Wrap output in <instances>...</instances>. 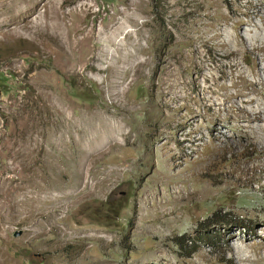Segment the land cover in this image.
Wrapping results in <instances>:
<instances>
[{
    "label": "rangeland",
    "instance_id": "1",
    "mask_svg": "<svg viewBox=\"0 0 264 264\" xmlns=\"http://www.w3.org/2000/svg\"><path fill=\"white\" fill-rule=\"evenodd\" d=\"M258 3L0 0V264H225L264 248V99L249 84L264 52L220 70V50L196 58L184 41L214 8L244 37ZM168 66L187 99H167ZM210 70L211 102L196 91ZM239 91L260 117L228 118L234 100L254 109L242 97L227 118L210 105Z\"/></svg>",
    "mask_w": 264,
    "mask_h": 264
},
{
    "label": "bare ground",
    "instance_id": "2",
    "mask_svg": "<svg viewBox=\"0 0 264 264\" xmlns=\"http://www.w3.org/2000/svg\"><path fill=\"white\" fill-rule=\"evenodd\" d=\"M252 6L253 7H249L246 10L245 14L248 15L246 24L251 25L253 29L246 32L244 37L241 36L242 23L238 22L237 24L233 25L234 33L225 32L221 29V24L228 22L230 17L225 15L218 8H214L212 10L213 11L212 14L207 12L203 16V18H206L207 22L205 20L203 21V19L198 20V22L195 25L191 26V34L193 33L194 36L186 35L187 37L184 40L187 44L194 47V56L196 58L200 56V49H199L200 46L214 47L217 50H220L221 53H218L216 62H214L212 66L215 69L223 70L222 58H231L233 56L239 55L242 52L245 53L247 52V50H251L253 52L255 51L264 52L263 42L261 41V37L264 36V9L260 8L259 3L257 5L258 6L257 8H255L254 5ZM254 17H259V19L262 21V24L258 25L257 23H255ZM229 66L230 68L234 67L242 71L240 63L237 62L231 63L229 64ZM168 68L169 70L167 69L168 72L165 78V94L170 96V98L167 99L168 100L187 99L188 96L186 92L189 90L190 86L184 80L177 81V79H175L176 78L175 72L177 73V71L174 68H171L170 66H168ZM249 72L252 73L253 75L261 76L258 82H250L249 84L253 87L254 91L258 92L264 99V77H262V75L259 74V71L257 70V66L255 63H253V66H250ZM209 80H212V82L208 83L207 86H203V87L196 80V84L198 87V90L196 91L203 93L204 95H207V100L211 102L213 101V96H211L210 94L216 95L217 93H219V91L216 90V88L219 90L220 88L216 85L215 74L211 70H210V75H207L205 77L206 82ZM222 89H224V86ZM234 96L242 97L241 104L243 105L256 104L253 106L254 109H251L248 106H244L241 108V106L235 105V100L233 104H231L230 106L229 104L226 105L225 102H229L230 100H233ZM244 96L245 93L243 91H239L234 95L226 94L221 97L222 101L218 102L217 104L210 103V105H214V106L224 105V112L226 113L225 118H227V106H229V111L232 112L234 110L237 111L238 113H236L235 116L231 114L232 112L229 114L228 118L231 120L240 121L243 118H247L248 120H250L254 118L253 113H255L257 117H260L262 115V108L260 107L261 102L252 97L244 98ZM215 115L217 116V114ZM200 126L204 127V124L201 123ZM255 129H259V127H255ZM171 212H173V209H171ZM234 237L235 235H231L230 239ZM87 240H95V239L88 238ZM235 248H236V251H234L235 258L229 259L230 261L225 262V264H264L263 247L256 245L255 252L241 245L235 246ZM146 264H150V263H146Z\"/></svg>",
    "mask_w": 264,
    "mask_h": 264
},
{
    "label": "water",
    "instance_id": "3",
    "mask_svg": "<svg viewBox=\"0 0 264 264\" xmlns=\"http://www.w3.org/2000/svg\"><path fill=\"white\" fill-rule=\"evenodd\" d=\"M19 234H15L14 236H18Z\"/></svg>",
    "mask_w": 264,
    "mask_h": 264
}]
</instances>
